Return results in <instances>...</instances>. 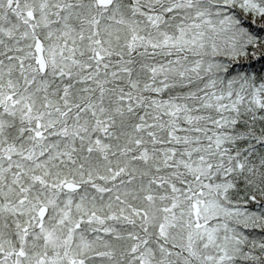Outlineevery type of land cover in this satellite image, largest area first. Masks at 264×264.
<instances>
[{"label": "snow or ice", "instance_id": "obj_1", "mask_svg": "<svg viewBox=\"0 0 264 264\" xmlns=\"http://www.w3.org/2000/svg\"><path fill=\"white\" fill-rule=\"evenodd\" d=\"M0 264H264V0H0Z\"/></svg>", "mask_w": 264, "mask_h": 264}]
</instances>
